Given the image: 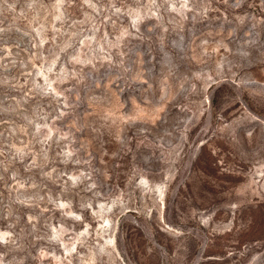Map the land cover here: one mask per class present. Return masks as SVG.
Listing matches in <instances>:
<instances>
[{
	"label": "rangeland",
	"instance_id": "374dc122",
	"mask_svg": "<svg viewBox=\"0 0 264 264\" xmlns=\"http://www.w3.org/2000/svg\"><path fill=\"white\" fill-rule=\"evenodd\" d=\"M0 264H264V0H0Z\"/></svg>",
	"mask_w": 264,
	"mask_h": 264
},
{
	"label": "bare ground",
	"instance_id": "6f19581e",
	"mask_svg": "<svg viewBox=\"0 0 264 264\" xmlns=\"http://www.w3.org/2000/svg\"><path fill=\"white\" fill-rule=\"evenodd\" d=\"M2 235H4V234H2Z\"/></svg>",
	"mask_w": 264,
	"mask_h": 264
}]
</instances>
